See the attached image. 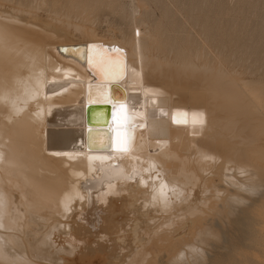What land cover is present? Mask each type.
Listing matches in <instances>:
<instances>
[{
	"label": "bare ground",
	"instance_id": "bare-ground-1",
	"mask_svg": "<svg viewBox=\"0 0 264 264\" xmlns=\"http://www.w3.org/2000/svg\"><path fill=\"white\" fill-rule=\"evenodd\" d=\"M11 1L0 0V216L13 214L22 220L16 226L25 228L29 216L41 213L57 220L55 216H60L63 208L68 220L63 224L59 218L58 223L79 237L84 250L89 228L86 223L91 227L95 224L96 229L99 218L114 213L112 199L119 198L124 210L135 209L150 222L146 229L150 234L144 242L136 231L142 222L139 225L137 217L130 222L131 234L142 246L130 250L133 252L126 264H264V259L241 253L239 246L245 221L264 196V168L258 162L262 159L258 157L259 149L252 145L255 136H261L262 130L255 133L261 129L260 124L249 118L236 119L245 105L241 104L234 80L196 52H182L178 45L172 55L171 46L159 50L158 34L139 22L131 24L130 34L120 30L97 34L84 10L75 15L79 22H73L74 16L71 21L67 10L75 5L60 13L62 8L55 10L54 1L46 6L39 0V6L36 0L26 5L19 0L10 4ZM40 6L45 16L39 14ZM90 44L108 49L113 60L119 55L122 71L118 78L106 81L103 71L89 68ZM49 114L52 120L46 118ZM58 116L60 122L66 123H58ZM118 119L123 121L120 125ZM118 132L127 139V151L113 147ZM231 133V140L225 138ZM217 148L224 153L216 164ZM230 154L243 168L247 165L251 180L247 183L250 187L244 184L246 191L232 184L229 187L226 181L213 180L225 177L236 183L226 168ZM150 168L161 170L163 178H180L179 184L186 179L199 180L200 171L209 172L201 177V195L192 202L187 195L178 194L177 186L169 190L158 183L152 185ZM104 190L109 193L104 195ZM150 206L163 214L148 218ZM78 212L81 223L74 217ZM2 227L0 223V230ZM16 234L20 237L17 231ZM100 234H96L97 238ZM117 238L122 240L118 235ZM8 246L0 231V263L16 264ZM28 254L25 256L34 261L35 255ZM17 255L13 257L20 259Z\"/></svg>",
	"mask_w": 264,
	"mask_h": 264
},
{
	"label": "rangeland",
	"instance_id": "rangeland-1",
	"mask_svg": "<svg viewBox=\"0 0 264 264\" xmlns=\"http://www.w3.org/2000/svg\"><path fill=\"white\" fill-rule=\"evenodd\" d=\"M14 1L16 2L17 0H12L10 2V4L14 3ZM19 1L22 3L24 2L23 4L26 5V4H28V2H31L32 0L31 1L19 0ZM39 1H38V3L41 5H44V6H46V4H52V1H54L53 2L54 4H52V5L54 6V8L56 7L55 10H58V12H59V9L62 8V10H60L61 11L60 13H62V11L64 12V10L66 11L67 8L69 7V5L70 6L75 5V6H73L74 9L72 7H70L71 9L68 8L70 11L67 10V12H69V14H70L71 21L74 20L75 15L79 14L81 11L84 10L87 17L89 18V21L92 22V26H93L92 28H94L93 31L97 34H101V33L102 34H108V33H112V32L117 33L118 32L117 30L122 31L125 34H130V32H129L130 28L129 27H131V24L134 25V24L139 22L143 27H146V26L150 27L151 30L154 29L153 31H154V33H156V35L158 34V37L160 39L158 37L156 39H159L158 40V42H159L158 49L159 50L160 49L162 50L163 48L168 50L169 47L171 46V47H173V50L170 52V55H172V52H174V47H177V45H178V48H180L181 51L183 49V51L185 50L184 51L185 53H190V54H193L194 52H196L199 56H202L201 59L205 60L208 64L213 65V66L217 65V67H219L225 73L226 78L234 80V82L236 83V88L239 91V94H240L241 99H242L241 104H242V106L245 105V106H243L242 112L240 113V115L236 119H239L240 117L241 118H249L250 120L253 121L252 123H259L260 124L261 129L259 128L258 131L255 132V133L259 132V134H260L261 133L260 130H262V133L260 134L261 136H258V137L255 136L256 137L255 139L258 138L260 141L257 139V141H259V142H257L254 139V141H253L254 143H252V145H254L255 150L259 149L258 152H260V154L258 155V157H260L262 159L259 160L258 162L261 164V165L260 164L259 165L262 168H264L262 166V165H264V163H262L264 161V158H263L264 156H262V154L264 155V148H263L264 147V135H263V133H264L263 132L264 131V0H84L83 2H82V0H78L79 2L77 0L76 1L75 0H69L70 3L66 1L67 4L65 3V0H51L50 1L51 3H49V0H45V1L42 0V3L44 1V4H42ZM34 2L36 4L37 0ZM34 2H32V3H34ZM73 2H74V4H73ZM38 3H37V6H39ZM142 5L144 6V9H143ZM62 6H64L65 9H63ZM129 6H131V7H129ZM42 7L40 6V12L41 11L42 12L41 13L39 12V14L41 16H45L44 11L42 10L43 9ZM131 11L133 13L134 12L135 13L133 14ZM72 12L74 15H72ZM128 15L130 16V18ZM73 16H74V18L72 19ZM131 16H133L132 20H131ZM134 16H135L136 20L134 19ZM135 21H136V23H135ZM73 22H75V23L79 22L78 18H75V21H73ZM70 29L71 28H69L68 33L72 32V31H70ZM110 30H111V32H110ZM125 30H127V31H125ZM135 33L137 35V31H135ZM161 34H162V36H161ZM169 34H171V35H169ZM164 42H165V44H164ZM167 46H169V47H167ZM181 46H182V48H181ZM166 52L168 53V51H166ZM56 56L57 55H55V57ZM6 101L7 100L5 99L4 102H6ZM46 118L49 120L53 119V117H51L50 114L48 116H46ZM57 118L59 121L58 123H60V124L66 123L65 120L62 121L63 123L60 122L61 116H58ZM64 128H65V126H64ZM231 134H228V136H226L225 138H227L228 140H231V137L234 136V134H232V135ZM235 136H237V135H235ZM219 138L220 137L215 138V143L219 142ZM259 143L261 145H259ZM215 152H216L215 155L217 157L216 158L217 161L215 163L217 164V163H219L218 156L222 155L224 153V151L222 152V150L217 148V150H215ZM217 152H220L219 155ZM227 158H228L227 163L228 162L229 163L228 164L226 163L227 164L226 168H228L230 170V172L226 171V170H224L223 172H225V173L229 172L230 175L233 177V180L236 183L228 182V180L225 179V177H224V179H223V177L220 179L218 177L217 181L215 179L216 177H214L213 178L214 182L215 183H219V182L226 183L227 182V183H229L227 186H229V187L235 186L237 188H240L241 190L246 188L247 183L251 180L250 179L251 175L246 171L247 165L244 166V168H245V170H244L242 165L238 164L237 162H235L233 160L234 154L228 155ZM229 158H231V159H229ZM260 161H262V162H260ZM231 162H232V164H231ZM234 162L236 165H238V167L236 166V168H234L235 167ZM240 169H243L244 171L242 170L243 171L242 172ZM149 170H150V173H152V175H153L152 178L154 181H153L152 185H155L156 183H158L160 185L166 186V188L169 190H172L174 187L177 186L178 194L181 196L184 194L187 195L192 202H196L197 199L200 197V195H201V193H200V191H201L200 186L201 185L200 184L202 183V178L204 176H206V173L209 172L207 170L200 171V172H198V176L200 177L199 180H195V181L193 180L192 181L191 179L190 180L186 179V181H185L182 179L184 182L182 184H179L178 181L180 178H172V179L163 178L161 173H160L161 170L157 171L156 169H151V168ZM239 171H240V173H239ZM243 173L244 174L246 173V174L244 175ZM159 174H160V176H159ZM236 176H238L239 178H237ZM241 180H243V181H241ZM198 181H200V183ZM236 184H238V185H236ZM244 184H246V185L244 186ZM179 186H181V187H179ZM251 186H254V184H252ZM56 187H57V183H56L55 188ZM191 187H192V189H191ZM248 187H250V186H248ZM248 187L246 188V190L248 189ZM246 190H243V191H246ZM243 191H241V192H243ZM187 192H189L190 194ZM108 193L109 192L107 190H104V195H106ZM244 196L247 198L248 195L244 194ZM245 197H243V199ZM118 199L119 198L112 199V201H114L113 202L114 213H115V214L113 213L114 217L112 214L110 217H108V216L104 217V215L103 216L101 215L102 218H99V223L100 224L102 223L103 227L102 226L99 227L100 224L97 222L99 225H96V229H95V227H94L95 224L93 225V227H94L93 228V227H91V224H89V222L86 223V224H88L86 227H89V228H88V232L85 235V240L87 239L86 240L87 245H86V248L84 250H83L82 244L80 243L81 241H79V237H74L75 235L72 234V230H71V233H69L70 232L68 230L69 228H65L64 226H62V224L60 225L58 223L60 221L59 218H61L62 221H60V222L63 224L66 223L68 220L65 217L66 210H63V208H60V214L63 215V212H64V217H61V215L55 216V218L57 220L59 219L58 221L54 220V219H49L48 217H43L41 213L35 214V216H34L35 218L32 217L33 219L31 218V216H29L28 217L29 219L27 220V222H28L27 224L29 225V227L32 224H34L31 226L32 229L30 228L32 231L29 229L28 225H26L25 228H24V226H23V228L17 227L15 223L22 224V220L16 219L13 214L12 215H10V213L1 214L2 217L0 216V220H1L0 223L4 228L2 227V230H0V231H2L4 238L7 240L8 244H9V246H8L9 250H10V246H11V250L9 252L12 256L10 255V257L14 259V260L13 259H11V260H13V262H15L16 264H20V263L21 264H31V263L33 264L34 261H36V263H38V264L40 262H41V264H44V263L47 264V262H48V264H65L66 262H67V264H69V263L70 264H77V263L78 264H118V263L119 264H126V262L128 260V256L133 251H135L136 249H138L142 246V245L139 246L142 242L133 238V236L131 234L132 233L131 232V230H132L131 224L132 223H130V222H133L134 219H136V217H137V220L139 222L138 224L140 225V223L142 222V224L145 226V227H142L143 225L141 224L140 225L141 227L137 225V228H136V231H138L137 233H139V234H137V233L136 234H137V236H139V239H140V237H141V239L143 238L141 240L143 242H144V240H146L148 238V236L150 234L149 233L150 231L146 230L147 224L149 226L150 222H148L149 221L148 219L146 221L145 217L141 216L140 214H137L135 209L124 210V207L122 205L123 204L122 201L120 199L119 200ZM99 203H101L100 205L102 207V201ZM139 204H141L140 205L141 210H144L145 206L141 202V200H140ZM91 207H92L91 204H89L88 210H90ZM149 208H152L153 210L149 209ZM149 208H148V212L150 210L152 212L151 211H150L151 213L149 212L150 217H148V218L156 217L157 216L156 214H158V215L163 214L161 212V210L160 209H159L160 211L157 210L155 206H153V207L150 206ZM78 215H79V212L74 216L77 220L80 219V217ZM143 218H145V221L147 223L144 222ZM34 220H35V222H34ZM63 220L66 222H64ZM102 221H104V223ZM36 222H37V225H35ZM39 222H41V223H39ZM78 222L81 223V220H79ZM145 223H146V225H145ZM110 224H113V225H110ZM119 224L121 226L119 228H117V225H119ZM104 225L106 226L105 228H104ZM40 226H42V227H40ZM39 228H41V229H39ZM142 228H143V230H142ZM41 230H42V232H41ZM117 230H118V232H116ZM3 231L6 233H4ZM16 231H17L18 235H20V237L17 236ZM35 231H36V234H34ZM67 231H68V233H67ZM90 231H91V233H90ZM12 232H14V233H12ZM28 232L30 233V235H28L29 234ZM32 232H34V233H32ZM37 232H39V233H37ZM242 232H244V233H242ZM242 232L239 235V246L241 248L240 252L243 250L241 253L244 252L243 254L246 256H248V255L250 256L252 254L253 257L256 259L257 258L258 259L259 258L264 259V256H263L264 255V196H262V198L260 199V203H259V206L256 208V211H254V213H252V215H251V217H249V219H246L245 224H244L243 229H242ZM22 233H23V235H22ZM7 234L8 235L13 234L12 235L13 239L11 236H8ZM32 234H34L33 235L34 237L32 236ZM96 234H100L102 236L97 238ZM242 234H244L245 236H243ZM117 235H118V237L122 238L121 241H119V239L117 238ZM31 236H32V238H31ZM241 236H242V239L240 240ZM8 237L11 239L9 240ZM68 237L72 238L71 241H70V239H68ZM26 238H27V240H26ZM76 238H77V240H76ZM14 239H16V241H12ZM24 239H25V241H24ZM62 239H63V241H62ZM93 239L94 240L98 239V240L94 241ZM22 241L25 242L24 243L25 245L22 243ZM13 242H15V243L13 244ZM29 242L30 243L33 242L32 245H30ZM16 243H18V244H16ZM60 243H61V245H59ZM73 244H74V246H73ZM254 244H255V246H254ZM33 245H35V247L37 246L38 248L36 247L37 249H35ZM56 245L59 248L56 247ZM14 246H16V248ZM12 247H14V248H12ZM29 248H30V250H29ZM44 248H45V250H44ZM16 249L18 252L16 251ZM39 249H41V250H39ZM91 249H92V251H91ZM131 249L133 251L130 252ZM0 251H1V249H0ZM25 251H27V253ZM71 252H72V254H71ZM86 252H88L89 254ZM125 252H127V253H125ZM45 253H46V255H45ZM23 254H24V256H23ZM27 254H28V256L35 255L34 259H33L34 261H31L32 259L29 260L28 257L25 256ZM124 254H125V256H124ZM13 255H15V256L17 255V256H21V257H20V259H16V257H13ZM40 255L42 257H40ZM61 255H63V256H61ZM86 255L88 257L91 255L92 257L90 256L88 258ZM36 256H37V259L35 258ZM64 256H66V257H64ZM68 256L69 257L75 256V259L69 258ZM81 256L82 257L84 256L83 258H85V259H83ZM123 258H125V259H123ZM22 259L25 261H23ZM20 260H22V261H20ZM49 260H50V262H49ZM253 262L257 263L254 259H253Z\"/></svg>",
	"mask_w": 264,
	"mask_h": 264
},
{
	"label": "snow or ice",
	"instance_id": "snow-or-ice-1",
	"mask_svg": "<svg viewBox=\"0 0 264 264\" xmlns=\"http://www.w3.org/2000/svg\"><path fill=\"white\" fill-rule=\"evenodd\" d=\"M112 51H117L113 49ZM108 49H101L97 45H88L87 49V62L90 69H99L105 73V80L111 81L119 77L122 71V62L119 59V55L115 60L108 54ZM113 99L119 101V97H113ZM123 106L121 107V112H123ZM115 115V113H114ZM123 121L121 119L117 120V124L120 125ZM176 122L175 119L173 121ZM113 147L119 151H127V139L123 133L118 132L116 138L113 141ZM246 190V189H242Z\"/></svg>",
	"mask_w": 264,
	"mask_h": 264
}]
</instances>
